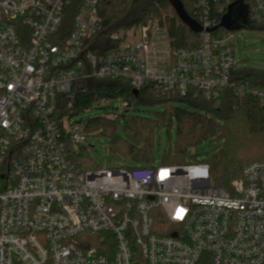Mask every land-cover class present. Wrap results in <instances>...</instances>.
Returning <instances> with one entry per match:
<instances>
[{
    "label": "built area",
    "instance_id": "2783aa9c",
    "mask_svg": "<svg viewBox=\"0 0 264 264\" xmlns=\"http://www.w3.org/2000/svg\"><path fill=\"white\" fill-rule=\"evenodd\" d=\"M72 1L0 0V264H264V161L231 191L205 162L86 169L76 160L84 126L55 115L58 98L71 109L73 85L90 78L264 105V86L235 73L236 36L212 9L226 16L241 2L250 20L264 17V0H198L199 47L172 49L155 20L113 35L103 54L88 49L102 30L99 0H81L69 34ZM119 101L107 117L129 108Z\"/></svg>",
    "mask_w": 264,
    "mask_h": 264
},
{
    "label": "trees",
    "instance_id": "16d2710c",
    "mask_svg": "<svg viewBox=\"0 0 264 264\" xmlns=\"http://www.w3.org/2000/svg\"><path fill=\"white\" fill-rule=\"evenodd\" d=\"M179 1L197 22L198 0ZM80 2L73 0L65 9L63 28L65 25L69 34ZM212 9L221 26L225 16ZM98 14L102 30L88 41V49L96 54H103L117 46L111 41L113 35L155 20L167 27L172 49L200 45L198 33L182 22L168 0H99ZM235 73L256 86H264L262 69H236ZM73 86L75 101L71 109L65 95L58 98L55 115L60 121L65 116L86 112L100 101L123 99L128 102L129 108L120 117L92 118L84 127L87 134L94 132L108 139L113 156L124 157L133 163L131 166L126 164L128 168L151 167L158 141L156 133L164 128L170 131L173 126L176 127L177 142L166 152L167 165H179L189 150L196 149L207 140L222 142L221 147L216 148L213 156L205 162L211 167V180L216 187L231 191L233 183L242 176L247 166L264 161V105L254 96L240 97L226 93L217 107L216 102L193 96L182 97L173 93L158 96L150 84L136 95L131 84L123 80L90 78L78 80ZM144 107H161L163 112L146 116L140 112ZM194 156L198 158L196 152L192 158ZM76 157L77 163L86 169L99 168L91 163L85 146H81Z\"/></svg>",
    "mask_w": 264,
    "mask_h": 264
},
{
    "label": "rangeland",
    "instance_id": "374dc122",
    "mask_svg": "<svg viewBox=\"0 0 264 264\" xmlns=\"http://www.w3.org/2000/svg\"><path fill=\"white\" fill-rule=\"evenodd\" d=\"M235 41V65L238 70L252 68L256 70H264V17L253 16L251 19H247L242 22L241 28L234 30ZM220 102H216V106H220ZM105 106V109L103 108ZM122 107V101H111L97 102L91 107L90 110L77 114L70 121L72 123H80L82 126L96 117H106V115L118 114V109ZM134 113L133 110L130 111ZM141 114L149 116L153 112H163L161 107H144L141 108ZM121 115L125 112L120 111ZM88 141L85 147L88 149V156L91 158L93 166L107 169L109 166H121L122 164L133 165L128 162L124 157L113 156L110 148L108 139L103 136H98L92 132L88 134ZM176 127L173 126L170 131L164 128L162 131L156 133L157 145L153 151L154 160L152 161L153 166H160L165 164L166 152L172 147L174 148L177 142ZM222 142L218 143L214 140H207L202 144L198 145L192 151H188L187 155L183 159L181 164H194L197 162H206L215 153V149L221 147ZM196 152L197 157L192 158V154ZM197 158V159H196ZM128 162V163H127ZM94 170V169H93ZM11 184V183H10ZM3 185H6L3 183ZM12 185V184H11ZM10 185V186H11Z\"/></svg>",
    "mask_w": 264,
    "mask_h": 264
},
{
    "label": "water",
    "instance_id": "95a60500",
    "mask_svg": "<svg viewBox=\"0 0 264 264\" xmlns=\"http://www.w3.org/2000/svg\"><path fill=\"white\" fill-rule=\"evenodd\" d=\"M174 10H176L179 18L184 24L189 26L195 33H201L203 27L193 20L190 15L184 10L182 3L179 0H168ZM248 11L246 7H243L242 3H235L230 6L229 13L223 18L222 24L220 27L226 28L228 30L239 29L241 28L242 22L247 20ZM219 27L212 30L216 31ZM134 93L138 95L139 91L134 90ZM3 178V176H2Z\"/></svg>",
    "mask_w": 264,
    "mask_h": 264
},
{
    "label": "flooded vegetation",
    "instance_id": "af4514ba",
    "mask_svg": "<svg viewBox=\"0 0 264 264\" xmlns=\"http://www.w3.org/2000/svg\"><path fill=\"white\" fill-rule=\"evenodd\" d=\"M229 13V12H228Z\"/></svg>",
    "mask_w": 264,
    "mask_h": 264
}]
</instances>
